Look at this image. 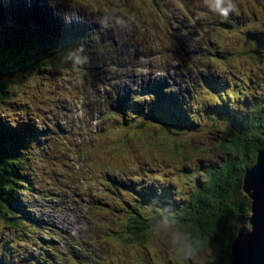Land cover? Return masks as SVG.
<instances>
[{
    "label": "bare ground",
    "instance_id": "1",
    "mask_svg": "<svg viewBox=\"0 0 264 264\" xmlns=\"http://www.w3.org/2000/svg\"><path fill=\"white\" fill-rule=\"evenodd\" d=\"M70 1L72 0H0V25L3 27V30L0 28L1 38L5 39L3 34L10 33L16 43L23 42L30 47L29 53L32 56L36 53L68 55L66 78L55 74L59 68L66 66L61 62L48 73L51 75L39 80L40 89L41 86L47 89L43 90L44 93H39L40 97H34L32 104L26 106L17 99L13 101L12 106L15 112L7 107L0 109V121L9 122L10 132L14 134L13 145L15 141L19 153L22 154L19 158L22 162L29 159V162H26L29 170L25 171L27 174L23 180L30 185L23 183L22 193L17 196L16 202L20 206L18 213L24 209L25 216L32 218L31 222L27 221L29 229L23 230L18 225L9 231L0 229V242L5 247L4 251L0 250V256H3L8 264H55V261L56 264H133L112 253V250L125 253L122 249V242L125 241L120 237V233L123 229L126 230L125 219L128 211L133 212L132 209L141 202V193L154 184L151 177L155 174L161 177L158 183L161 189L172 186L174 193L179 194L181 182L186 179L188 169L181 171L183 166L176 158L165 159L159 165L149 151L141 154L139 150L131 155L127 163L122 162L118 167H113L114 169H110L107 163L100 162V156L97 155L99 146L102 145V150L108 153L112 145H120L125 133L116 132L117 130L107 122L111 110L124 112L125 105L117 95L113 76L107 68V64L116 61L105 56L110 62L107 63L103 52H97L100 47L95 40L96 23L112 4V0H75L80 7L72 6ZM183 3L187 8L191 5L189 0H184ZM50 4H55L56 8ZM142 4H129L132 14L141 15ZM206 11L208 12L207 9ZM74 13L78 16L75 17ZM146 20L147 17L143 16L142 25ZM141 27L140 24L135 25L137 30ZM120 32L121 27L115 28V36H119ZM253 41H256L255 37ZM186 42L188 41H183L181 46ZM81 45L84 51L77 52L76 49ZM77 55L81 58L87 56L88 63L79 68L73 67L71 62ZM21 57H24V54H21ZM189 61L192 62L193 59L190 58ZM162 71L172 78L168 69ZM125 77L126 72L123 75V78ZM147 79L150 77L147 76ZM163 79L160 83L152 80L153 89L158 90L157 95L148 91L145 86L141 88L147 99L156 96L162 100L163 96H168L175 101L177 98L178 101L177 95L186 96L181 84L178 85L180 90L177 93L169 83L170 92L167 94L169 88L165 84V77ZM129 80L132 81L133 77H129ZM75 101H79L80 106H76ZM69 106L90 110L92 117L91 123L87 124V131L74 132L67 124L65 111ZM8 111L15 115L8 117ZM34 112L41 114L43 121L36 120L33 117ZM91 126L94 127L90 129ZM24 129H27V133L23 136L21 133ZM55 148L57 152L54 151ZM78 150L80 154H77ZM32 161L43 163L47 171L54 170L58 175L56 182L49 181L48 188L38 187L40 182L35 178L36 167L30 164ZM62 164L68 166V178L65 173H60L58 166ZM30 171L31 175H28ZM165 178L169 179L171 186L163 182ZM88 183L99 185L100 189L96 186L91 188V202L80 210L78 207H81ZM68 189L79 194L77 207L72 205V214H76L78 219L74 224L64 225L60 220V215L64 213L61 204L65 203L64 197ZM52 193L55 195L54 202L58 201L57 203L46 200ZM128 198L130 204L127 202ZM112 199L117 201V211L111 205ZM171 199L169 196L170 201ZM32 222L39 226V233L49 232L60 238L47 233L40 235L36 233L35 228L32 231ZM100 231L108 237L107 240L101 238ZM118 232L119 236L114 234ZM38 235L50 237L58 242L44 241ZM114 236L120 239V242L115 241ZM132 247L136 249L137 254L131 257L148 264L141 257L145 255L142 248ZM51 250H54L53 258Z\"/></svg>",
    "mask_w": 264,
    "mask_h": 264
},
{
    "label": "trees",
    "instance_id": "2",
    "mask_svg": "<svg viewBox=\"0 0 264 264\" xmlns=\"http://www.w3.org/2000/svg\"><path fill=\"white\" fill-rule=\"evenodd\" d=\"M3 35L6 38L0 36V109L12 105L21 94L37 98L39 84L33 86L27 82H35V74H48L61 63L57 56L51 54L36 53L32 56L28 45L16 43L10 33ZM247 55L264 64V48L249 50ZM29 63L33 67H29ZM174 101L160 100L161 106L152 102L136 104L133 119L122 122L125 133L118 147L130 151L133 150V142L142 141L149 150H155L161 156L180 158L181 171L188 169L185 180L191 183L194 179L192 195L190 200L185 196L174 200L171 187L167 191L149 190L132 209L133 212L128 211L126 230H122L120 237L128 246L146 249L151 232L150 214L144 203L154 205L153 212L170 206L184 227L204 241L201 252L206 249L214 252L217 259L206 264H230L234 239L240 230L251 227L248 223L251 201L243 192V179L246 170L255 164L258 152L264 149V97L256 94L243 104L248 109L254 105L251 112L233 117L228 106L214 105L189 113L180 97L178 101L176 98L175 110L170 109ZM214 112L216 118L211 117ZM208 118L210 121H205ZM9 128V122L0 121V218L8 231L17 226L16 214L20 209L16 202L17 184L20 188H23V183L30 185L23 180L25 171L29 170L26 165L29 159L22 162L18 157L21 154L15 141L13 151H10L8 143L14 140V134ZM26 133L27 129H24L21 134L24 136ZM203 159L207 162L203 163ZM195 167L204 173L200 180H195V173L190 171ZM114 234L119 236V232ZM100 236L104 240L107 238L105 234ZM165 249L158 248L156 252L161 254ZM4 263L8 264L0 256V264ZM178 264L182 263L179 261Z\"/></svg>",
    "mask_w": 264,
    "mask_h": 264
},
{
    "label": "rangeland",
    "instance_id": "3",
    "mask_svg": "<svg viewBox=\"0 0 264 264\" xmlns=\"http://www.w3.org/2000/svg\"><path fill=\"white\" fill-rule=\"evenodd\" d=\"M116 1H117V3H115ZM132 1L135 3H141V4L143 3L144 4V5L142 4V6H140L143 9L141 15L132 14V12L130 10V6H129V4L132 3ZM179 1H184V0H129V1H127V0H114L113 1V3L108 8H111L113 6L118 7L120 14H122L123 16L128 18L130 20V22L134 21L135 25L140 24L142 27L140 30H137L135 28L134 30L130 31L129 33H125L123 31V28L121 27V32H120L119 36H115V34H114V30L118 26H110V27H108V30H102L98 33H95V40H96L97 44L103 43L106 46V49L104 51V57L106 56V57L112 58L116 61V63H113L114 65L113 64H107V68L110 69V73L112 74V76H114V75L123 76L125 72L127 73L129 71V68H124L122 64H123L124 58L126 57V52L128 51L127 44L131 45L133 43L137 54L143 55L145 57V60H148L149 63H152L156 67H158L159 72H157L156 74H160V73L166 74L162 70L167 69V67H168V72L172 74V77H178L179 71H178L177 66L179 65V61H178L179 56L175 53V51H177V48L174 44V39L172 38V36L170 34V26H169L167 21H165L164 19H161L160 13L158 12V10L156 8V4L159 6L160 9L164 10L166 7H168L169 9L173 10L174 13L180 12V14L182 15L181 19L184 21V23L186 25L192 27L191 30L193 32L191 34L183 32L184 35L187 36L188 38H190L191 35L192 36L196 35V37H195L196 40L190 41L189 43L184 44L185 48L191 52L192 59L195 57L193 55V52L195 50L201 49L202 50L201 53L207 52L206 49L211 50L210 46L212 45L211 42L213 40H216L222 46L223 51H229L230 52V50L232 49L231 46L225 45V43H223L225 36L232 37L231 40L228 41L229 42L228 44H233V45L237 44L236 37H238L239 34H237L235 32H232L231 35H227L226 33L220 31L218 37L211 36L213 34V32L215 31V27L218 26L219 23L206 11V9L204 8V6L202 4V0H189L191 2V5H189L188 7L194 11V12H192V14H190V12ZM254 2H253V0H237L238 11H242V14L248 15V17H244L242 19L248 20L249 21L248 25H252V26H254L256 15H259V11L261 9L264 10V0H256ZM70 4L74 7H80V4L75 0L70 1ZM234 14H238V12L230 14L229 18L218 17V19H220L222 21H230L229 19H232L234 17L233 16ZM74 15H75V17L78 16L77 13H74ZM104 15H105V13H104ZM196 15L199 16V19H197ZM143 16L147 17V19H148V20L144 21L145 22L144 25H142ZM52 18H54V15L52 16ZM263 20H264V17H263ZM104 22L110 23L111 20L105 19ZM173 25L174 26H180L177 24H173ZM262 29L264 30V27ZM239 31H241V30H239ZM206 35H208V36H206ZM211 47L216 48L215 45H213ZM99 51L100 50H98L97 52H99ZM65 57L68 58V55H66ZM106 57H105V61L107 63H110ZM203 61L204 62L209 61V63L219 64L218 61L213 57L204 58ZM236 62L237 61H235V60L226 61L228 66L233 65ZM196 64H197L198 69H201L203 65H206L205 63L199 64L198 62H196ZM29 67H33V64L29 63ZM188 67H190V65H188V64L182 66L183 69L188 68ZM220 67L222 69H226L225 66H223V65H220ZM66 68H67V66L59 68V70L55 74L61 75V76H63V78H66V76H67ZM244 68H246V66L242 65V67H240V66L236 65V70H242ZM26 71H29L30 73H32L31 69H27ZM140 71L150 72V68L146 67ZM253 73L256 77H258L260 80L263 81L264 80V64L263 63H261V64L251 63L250 74H253ZM48 75H51V74H46V73L40 74V75L35 74V76L33 77L35 82L31 83V81H30L27 83H30V85L39 84V80L42 78H46ZM244 75H246V73H244ZM260 87H262V85H260ZM44 89H47V87H42V89H39L36 92V95L38 97H40L39 93H44L43 92ZM67 89L69 91H71V88L69 86H67ZM117 91L121 94L125 93V94H129L135 98L138 97L137 91H131V90L126 91L123 88H119ZM255 93L261 95V97H264V87L262 88V90H257ZM244 94L245 93H242L239 96V99L242 100L244 98ZM28 95L29 94H26V95L21 94V97H18V99L20 98V103L26 104V106L32 104L34 102V98H32V97L28 98L27 97ZM24 96H25V100H21ZM140 98H142V97H140ZM256 102L257 101H255L253 104H255ZM13 104L14 103H12V105L11 104L7 105L6 107L9 108L12 112H15L12 109ZM75 104H76V106H80L79 101H75ZM76 106H69L66 109L65 114L67 115V124L73 128L74 132H82L84 130L87 131V129H88L87 124L91 123L90 118L92 117V114L90 113V110L85 109L83 107H76ZM253 107H254V105L251 106V108H249V109H248V107H246V109L242 113H240L241 111H240L239 106H237V108L235 110H236L237 114L245 115V114L250 113L251 109ZM12 112H10V111L6 112L7 116L9 117V116L15 115ZM25 114H30V113H25ZM115 114H117L116 110L115 109L111 110V112H109V117L107 118V122L110 123L117 130L116 132H121L122 131L121 129H123V128L121 127L120 124H117L114 121V118L116 117ZM33 117L38 121H43V119H44L41 114L38 115L36 112H34ZM211 117L216 118L214 115ZM209 119L210 118H208L206 120L204 119V120L209 122L210 121ZM220 123L221 124L224 123V119L222 121H220ZM117 126H120V127H117ZM93 127L94 126H91L90 129H92ZM193 136L196 137V135H193ZM99 139H101V138L99 137ZM112 141H114V140H112ZM65 142H67V141L65 140ZM8 147H9L10 151L12 152L13 147H14L12 141H10L8 143ZM99 147H100V149L98 150L99 152L97 154L98 156H100L99 160L103 164L107 163V166H110V169H114L113 167H118L122 162L127 163L129 161L132 153L135 150H139L141 154L148 151L147 146L144 145L142 143V141L141 142H133L132 143L133 150H130V151H126L122 148H119L116 145H112L110 147L108 153H107L104 150H102V148H103L102 145H100ZM107 149H108V146H106V151H107ZM54 151L57 152V149L55 148ZM150 151L153 154H157L155 150L150 149ZM18 152H19V149H18ZM151 152H150V154H151ZM77 154H80L79 150L77 151ZM21 155H18V157L19 156L21 157ZM157 155H159V154H157ZM163 158H166V157L163 156ZM169 158L179 159V161H180L179 164L181 163V160L178 157L168 156V158H166V159H169ZM205 162H207V159H203V163H205ZM208 162H210V161H208ZM30 164H34L36 167L35 168L36 169L35 178H38L39 173L42 175L43 179L45 180V184H44L45 187L48 188V182L49 181L56 182L55 179H56V177H58V175L54 172V170L47 171L43 167L44 166L43 163H40V162L36 163V161H32V162H30ZM64 166H65V169H64ZM178 167H179V165H178ZM197 167H198V165H197ZM58 168L64 169L66 171L68 169V166H67V164H62L61 166H58ZM47 172L49 174H47ZM191 172L195 173V176H196L195 180H200L204 176L203 175L204 173L203 172L200 173L198 171V169H196V167ZM26 174H27V172H26ZM28 175H31V171L28 173ZM68 175L69 174H66L67 178H68ZM101 181L105 182L103 179H101ZM163 182L170 185L168 178H165ZM181 183H182V185L180 186V190H179L180 193L179 194L174 193L173 189L171 192L174 194L175 199H180L183 196H185V197H187V199H189L192 195V192H193L194 179L192 180L191 183H190V181H186L185 179L182 180ZM93 186H96V185H91L90 183H88L87 187H85L86 190H85V195L83 197V200H81V207H78L80 210H82L81 208L84 205H87L89 202H91L90 193H91V188ZM72 187H73V185H72ZM96 187L98 189H100L99 185H97ZM186 187L188 188L187 191L183 192V190ZM171 188H172V186H171ZM61 189H62V187H61ZM70 189H68L67 193H65V197H64L65 203L61 204L62 210H64V213H62L60 215V220L63 222L64 225L74 224L75 222H77V219H78L76 214H72V205L75 208L77 207V205H76L78 202L77 197L79 194L75 193V191H70ZM167 190H168V188H166L164 191H167ZM17 192H19V193H17ZM20 192L22 193V188H20L19 185L17 184L16 195L19 196ZM51 196L52 197H46V200L49 202H52V203H57L58 201L54 202L55 195L52 193ZM21 198H22V194H21ZM111 202H112L113 209L115 211H117V209H118L117 201L115 199H112ZM127 202L131 203L129 198L127 199ZM137 205H138V203H137ZM149 205L150 204L145 205V203H144L143 206L146 208ZM65 213L67 215H65ZM1 219L2 218H0V229H5V227H4L5 223ZM126 220L127 219H125V221ZM84 226H85V223H84ZM101 232L102 231H100V234H101ZM9 238H11V237H9ZM107 239H108V237L105 240H107ZM114 240L115 241L118 240L120 242V239H118L115 236H114ZM122 243H123L122 249L125 250V253H119L118 251H116L117 255H120L122 259L124 258L127 263L145 264V263H142L141 261L134 260L131 257V255H133V257H134L135 254H137L136 249H134L131 246H126V242H122ZM147 244H148L147 248L142 249L144 251L145 255H142L141 257L145 261H149L151 264H153V263L154 264H178L179 261L182 264H206L209 260L213 261L214 259L215 260L217 259L215 257V254L213 251L206 249V251H203V252H201V250H200L198 255L192 260H189V261L180 260L175 255H173L171 253V251L169 250V248L167 247V245L165 244V242L162 239L157 240L156 238L153 237L152 234H150V236L148 237ZM164 247H166V249ZM158 248L159 249L162 248L165 250H162L161 254H158L156 252V251H158ZM150 263H148V264H150Z\"/></svg>",
    "mask_w": 264,
    "mask_h": 264
},
{
    "label": "clouds",
    "instance_id": "4",
    "mask_svg": "<svg viewBox=\"0 0 264 264\" xmlns=\"http://www.w3.org/2000/svg\"><path fill=\"white\" fill-rule=\"evenodd\" d=\"M203 6L209 13L218 15L223 18H228L230 14L238 11L237 0H202ZM54 9L55 4H50ZM114 17V18H113ZM105 19H110V23H105ZM101 27L119 26L128 28L131 22L128 18L120 14L118 7H111L105 10V15L98 21ZM77 52L84 51L83 46L76 49ZM62 63H67L61 60ZM88 63V57L75 56L71 65L75 68L82 67ZM148 211L150 214L149 231L157 240L162 239L171 253L178 259L189 261L194 259L201 250L204 241L188 231L181 219L171 209L170 206L160 208L158 212H153L154 205H149Z\"/></svg>",
    "mask_w": 264,
    "mask_h": 264
},
{
    "label": "water",
    "instance_id": "5",
    "mask_svg": "<svg viewBox=\"0 0 264 264\" xmlns=\"http://www.w3.org/2000/svg\"><path fill=\"white\" fill-rule=\"evenodd\" d=\"M243 192L251 201V229L238 232L231 247L230 264H264V149L243 179Z\"/></svg>",
    "mask_w": 264,
    "mask_h": 264
}]
</instances>
